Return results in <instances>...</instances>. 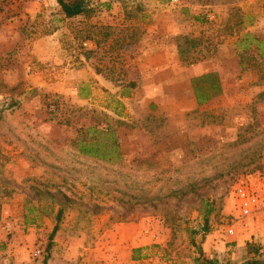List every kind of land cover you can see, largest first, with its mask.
Returning <instances> with one entry per match:
<instances>
[{
    "label": "rangeland",
    "instance_id": "obj_1",
    "mask_svg": "<svg viewBox=\"0 0 264 264\" xmlns=\"http://www.w3.org/2000/svg\"><path fill=\"white\" fill-rule=\"evenodd\" d=\"M252 38L264 40V0H92L70 19L57 0H0V264H196L199 248L242 263L248 242L264 259V208L245 217L236 195L244 182L264 200ZM157 44L170 58L159 73L146 67ZM194 65L224 86L202 107L177 77ZM94 127L116 131L120 159L81 153L102 139Z\"/></svg>",
    "mask_w": 264,
    "mask_h": 264
},
{
    "label": "trees",
    "instance_id": "obj_2",
    "mask_svg": "<svg viewBox=\"0 0 264 264\" xmlns=\"http://www.w3.org/2000/svg\"><path fill=\"white\" fill-rule=\"evenodd\" d=\"M57 2L65 17L68 19L88 14L92 6V0H57ZM245 37H247L246 39H249L251 35L247 34ZM252 40L255 42L256 48L264 60V40L256 38H252ZM191 89L199 106L205 105L209 101L223 94L221 80L217 73H210L193 78L191 80ZM93 130L98 132L102 139L95 144L91 143L85 144V146L82 145L80 147L81 153L101 160L112 161L113 159H120L122 154L116 131L112 129L105 132L96 129V127H94ZM62 213V211H59L58 213L57 225L49 236L47 251H50L53 246L54 238L59 229ZM1 220L2 205L0 204V221ZM205 230H208V219L205 220ZM199 255V258L195 260L196 264H264V259L262 258V246L254 242H248L246 244L245 259L242 263L222 262L217 258H208L205 256L202 248H199ZM48 261L49 256L47 255L44 264H48Z\"/></svg>",
    "mask_w": 264,
    "mask_h": 264
},
{
    "label": "crops",
    "instance_id": "obj_3",
    "mask_svg": "<svg viewBox=\"0 0 264 264\" xmlns=\"http://www.w3.org/2000/svg\"><path fill=\"white\" fill-rule=\"evenodd\" d=\"M112 20H115L114 17H111ZM84 20V19H83ZM95 20V19H93ZM87 21V20H86ZM88 22V21H87ZM113 23L110 22V25H112ZM83 28L85 27L84 24H82ZM82 29V28H81ZM112 41L113 40H108L107 42L109 43V46L112 44ZM90 49L93 51V50H99L100 46L103 45L101 44V42H97L96 45L94 43H90ZM161 45H154L153 48H151V60H150V65H146V67H149L153 70V72L155 73H159L160 71L163 70V65H165L167 62L170 61V58H167V54H166V51H165V48H161L160 47ZM84 59V58H83ZM173 60H171L172 62H175L174 61V57H172ZM89 62V63H88ZM93 63L90 62V61H87L86 59L85 60H82L81 59V77H83L87 72L91 75H94L95 76V79H98V81H100V83H102V80L101 78L99 77V75L96 73V72H93L92 70L95 68L93 67ZM177 67V65H176ZM93 68V69H92ZM210 73H215L211 70H208L207 67L205 65H194L190 68H186V69H180L178 72H177V77L180 79V82L179 83H185L187 85V88H190L191 87V80L195 77H199V76H203V75H206V74H210ZM86 80V78H85ZM221 80V79H220ZM221 85H222V88H223V94H224V86L222 84V80H221ZM192 90V89H191ZM160 94V93H159ZM222 94V95H223ZM156 95V93H154L153 90H147L145 91V96H149L151 97L150 99L153 100L154 96ZM222 95H220L219 97H221ZM120 97L122 96V93L119 95ZM123 97V96H122ZM121 97V98H122ZM192 99H193V102L194 104L197 106V107H202V106H199L196 99H195V96L193 95V91H192ZM218 98V97H216ZM215 98V99H216ZM123 100V99H122ZM214 100V99H213ZM124 101V100H123ZM146 101V100H145ZM154 101V100H153ZM212 101V100H211ZM209 101V102H211ZM208 102V103H209ZM206 105V104H205ZM148 237V235H146ZM141 239V238H140ZM147 239V238H145ZM141 243L140 244H137L136 246L133 247L134 251H135V257H136V260L137 262H141L144 260L146 254L144 251H142V247L143 245L146 246L148 245V242L147 243H143V239L140 240ZM145 241V240H144Z\"/></svg>",
    "mask_w": 264,
    "mask_h": 264
},
{
    "label": "built area",
    "instance_id": "obj_4",
    "mask_svg": "<svg viewBox=\"0 0 264 264\" xmlns=\"http://www.w3.org/2000/svg\"><path fill=\"white\" fill-rule=\"evenodd\" d=\"M40 2L41 0H36ZM236 195L240 201V209L242 215L245 217L250 216L255 210L264 208V200L258 192L252 193L244 182L238 184L236 188ZM232 234L233 231L231 230Z\"/></svg>",
    "mask_w": 264,
    "mask_h": 264
}]
</instances>
